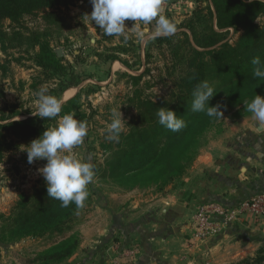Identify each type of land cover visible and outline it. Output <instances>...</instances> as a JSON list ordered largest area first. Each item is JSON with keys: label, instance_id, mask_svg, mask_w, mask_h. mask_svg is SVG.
Wrapping results in <instances>:
<instances>
[{"label": "rangeland", "instance_id": "obj_1", "mask_svg": "<svg viewBox=\"0 0 264 264\" xmlns=\"http://www.w3.org/2000/svg\"><path fill=\"white\" fill-rule=\"evenodd\" d=\"M162 4L163 14L177 26V37L174 40L185 41L181 34L186 33L191 43L193 39L187 26L190 23L197 24L193 20L195 12L199 8L214 10L210 0H162ZM92 11L90 0H80L70 7L55 10L64 20L61 27L47 23L43 13L36 17H25L20 25L11 21L4 22V29L9 36L6 48L0 43V92L4 95L0 98V116L4 112L5 115L11 112L21 114L14 121L38 117L33 112L37 110V92L41 87H47L48 94L58 96L63 104L78 97L72 109L73 114L75 118L87 123L89 133L84 144L74 148L73 152L80 160L92 163L95 175L93 182L88 185L87 201L76 212L68 232L45 238H27L11 244L0 242V264L78 263L83 260L79 259L82 255H87V249L94 248L98 243L103 247L102 241L112 227L113 214H123L125 202L129 199L136 201L150 198L164 191L170 184L179 183L191 168H195L212 143L226 139L225 144L230 143L232 129L237 127L239 121L253 116L246 111L245 106L230 111L222 108L223 118L198 139L177 168L159 181L150 180L148 175H136L137 172L116 179L103 177L101 170L97 172V167H104L110 154L106 146L112 141L106 138V129L112 119V110H121L126 120L123 133L127 134L129 99L137 91L142 97L153 101L168 97L173 91L172 81L181 74L183 66L176 64L174 47L167 43L158 46L156 39L147 38L152 25H138V31L145 35L143 43L136 35V30L129 32V39L125 42L123 37L104 35L89 18L84 17ZM125 24L131 29L135 21L126 20ZM46 31H50L51 48L57 58L62 60L63 73L39 67L36 62L39 47H30L31 42L26 40L20 46L18 39H14L15 32L30 36L33 32ZM239 37L240 32L230 29L226 41L235 44ZM58 52L62 54L61 58ZM115 57L119 58L122 68H113L107 62ZM142 75L139 82L131 79ZM63 85L77 90L76 95L68 101L64 95L67 90L61 96L58 95ZM215 86L216 83L211 85L213 89ZM261 96L264 97V94ZM60 117L61 113L55 119L39 117L35 122L36 127L44 131L47 127H55ZM168 131L161 130L158 133L157 148L166 144L170 135ZM41 135L27 139L11 138L13 145L8 143L11 147L3 153L0 161V214L6 217L11 216L23 195H32L34 189L46 183L38 169L44 167L47 161L36 160L29 164L27 152L21 151V145H29ZM114 143L118 142L113 141L111 145ZM67 240H70V244L73 241L77 244L74 254L61 262L51 260L50 253L56 245ZM77 253V259L71 262Z\"/></svg>", "mask_w": 264, "mask_h": 264}, {"label": "trees", "instance_id": "obj_2", "mask_svg": "<svg viewBox=\"0 0 264 264\" xmlns=\"http://www.w3.org/2000/svg\"><path fill=\"white\" fill-rule=\"evenodd\" d=\"M78 1L80 0H0V43L5 47L9 36L4 29L5 21L20 25L25 17H36L43 13L47 23L61 27L64 20L55 10L70 7ZM210 1L214 10L199 8L193 19L197 24L190 23L187 26L194 44L186 33L181 34L185 41L174 40L177 34L156 39L158 46L167 43L174 47L176 64H182L183 69L172 81L173 91L168 97L153 101L142 97L137 91L129 99V120L126 124L129 132L122 133L117 144L111 145L112 141L106 146L110 154L105 166L97 167V172L101 170L103 177L116 179L137 172L136 175H148L150 180L159 181L177 168L198 139L220 120L191 110L192 93L200 82L206 80L210 86L216 83L215 95L209 103L210 106L219 105L220 110L241 108L245 106L244 101H251L256 94H264V80L253 78L254 65L251 63L255 56H260L264 62V5L259 0ZM230 29L240 32L235 44L226 41ZM49 32H33L30 36L15 32L14 39H18L20 46L26 40L31 42L30 47H39L40 53L36 57L39 67L63 73L62 60L57 58L50 46ZM115 61L120 60L115 57L107 62ZM142 77L143 75L131 79L139 82ZM69 88L70 86L63 85L58 95L61 96ZM3 96L0 92V98ZM77 98L62 105L61 116L73 114ZM161 107L175 111L187 126L179 132H172L160 125L156 113ZM5 114L4 112L0 116V161L4 151L11 147L8 143L13 145L11 138H34L44 131L36 127L35 122L39 117L14 121L21 114ZM161 130H169L170 135L166 144L157 148L158 133ZM114 147L116 150L112 151ZM79 209L74 203L67 208L61 207L60 201L48 196L47 185L43 183L41 187L34 189L32 195H23L10 217L0 214V242L11 244L27 238L65 234L71 229ZM76 245L75 241L70 244V240L57 244L50 253V259L60 262L68 259L76 251Z\"/></svg>", "mask_w": 264, "mask_h": 264}, {"label": "crops", "instance_id": "obj_3", "mask_svg": "<svg viewBox=\"0 0 264 264\" xmlns=\"http://www.w3.org/2000/svg\"><path fill=\"white\" fill-rule=\"evenodd\" d=\"M109 65L122 68L119 61ZM76 93L67 90L66 100ZM232 130L231 142L212 143L179 183L125 202L103 247L87 249L76 264H264L262 217L247 212L227 222L215 213L214 233L206 239L196 233L201 208L232 210L264 194V127L251 116Z\"/></svg>", "mask_w": 264, "mask_h": 264}, {"label": "clouds", "instance_id": "obj_4", "mask_svg": "<svg viewBox=\"0 0 264 264\" xmlns=\"http://www.w3.org/2000/svg\"><path fill=\"white\" fill-rule=\"evenodd\" d=\"M93 11L89 18L101 32L110 37H123L127 42L129 32L136 30L141 43L145 40L144 33L138 31V25H152L148 39L171 37L176 34L177 26L163 14L162 0H90ZM252 2V0H250ZM264 5V0H259ZM135 21L129 29L125 21ZM253 78L264 80V62L260 56L251 60ZM195 79V77H193ZM47 87L37 92V110L34 116L55 119L62 112L63 101L48 94ZM191 110L194 113H205L210 118H223L220 106H210L209 101L215 95L208 81L196 85L193 93ZM245 109L253 115L260 127H264V97L256 94L251 101H244ZM158 123L172 132H179L187 124L185 120L169 108L161 107L156 113ZM126 120L121 110H112V119L106 129L109 141H119L125 128ZM89 129L85 121L75 118L74 114H65L59 118L57 126L47 127L42 135L29 145H21V151L27 152L28 163L46 160L44 167L38 169L47 185V194L60 201L61 207L75 204L83 208L89 196L88 185L94 179V166L91 162L80 160L74 155V148L84 144Z\"/></svg>", "mask_w": 264, "mask_h": 264}, {"label": "built area", "instance_id": "obj_5", "mask_svg": "<svg viewBox=\"0 0 264 264\" xmlns=\"http://www.w3.org/2000/svg\"><path fill=\"white\" fill-rule=\"evenodd\" d=\"M247 212H251L258 217L264 218V194H260L232 210H220L212 205L201 208L196 216V233L202 239H206L214 233L216 224L214 223L215 213L224 217L227 222H231L239 214Z\"/></svg>", "mask_w": 264, "mask_h": 264}, {"label": "water", "instance_id": "obj_6", "mask_svg": "<svg viewBox=\"0 0 264 264\" xmlns=\"http://www.w3.org/2000/svg\"><path fill=\"white\" fill-rule=\"evenodd\" d=\"M58 56L61 58L62 57V54L60 52H58Z\"/></svg>", "mask_w": 264, "mask_h": 264}]
</instances>
